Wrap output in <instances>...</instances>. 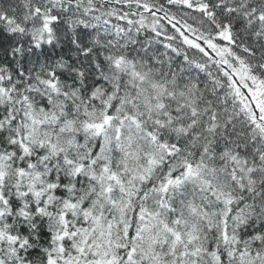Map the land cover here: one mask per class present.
Instances as JSON below:
<instances>
[{
	"label": "snow or ice",
	"instance_id": "1",
	"mask_svg": "<svg viewBox=\"0 0 264 264\" xmlns=\"http://www.w3.org/2000/svg\"><path fill=\"white\" fill-rule=\"evenodd\" d=\"M0 264H264V0H0Z\"/></svg>",
	"mask_w": 264,
	"mask_h": 264
}]
</instances>
